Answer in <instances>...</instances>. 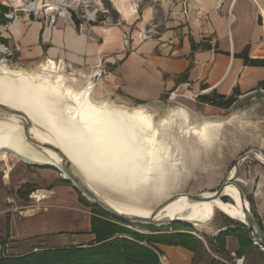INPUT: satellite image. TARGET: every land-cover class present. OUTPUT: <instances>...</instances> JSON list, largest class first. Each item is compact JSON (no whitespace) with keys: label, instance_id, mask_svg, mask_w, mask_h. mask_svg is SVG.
I'll use <instances>...</instances> for the list:
<instances>
[{"label":"crops","instance_id":"1","mask_svg":"<svg viewBox=\"0 0 264 264\" xmlns=\"http://www.w3.org/2000/svg\"><path fill=\"white\" fill-rule=\"evenodd\" d=\"M133 2L137 3L136 7ZM96 4L110 7L123 26L100 21L86 23L79 30L73 11L57 17L53 25L47 26L43 12L35 17L19 9L7 28L0 25V31L10 47L18 46L17 61L29 68L53 61L82 77H92V71L105 67L108 72L98 89L101 95L113 96L124 105L149 108L162 103L170 92L181 95L188 92L197 96L192 99L191 109H200L201 115L218 116L229 108L202 102L198 100L199 95L236 93L231 109L249 95L254 99L258 97L256 90L264 81V66L245 65L235 54L248 46L249 57L264 58V0H96ZM146 28L154 30L149 39L141 36ZM124 32L129 37L127 46L123 41ZM260 97L264 101V95ZM237 115L244 118L243 113ZM237 115L216 122L225 124V143L238 134L243 135L242 126H229L234 124L233 118ZM221 125L213 131V148L218 146L215 137ZM250 149L264 150V147ZM250 178L252 182L255 176ZM257 178L253 199L258 209L254 215L264 231L261 225L264 222V173ZM246 195L249 196L248 192ZM237 227L239 225L225 228L221 224L223 230ZM213 242L217 246L216 239ZM153 245L165 257L162 264H212L211 261L222 264L224 261L216 255L227 257L240 247L237 237L230 232L225 236L223 253H213L207 245L197 253L159 241ZM252 247L248 246L237 256L244 257L243 264H264L262 258H252Z\"/></svg>","mask_w":264,"mask_h":264},{"label":"water","instance_id":"2","mask_svg":"<svg viewBox=\"0 0 264 264\" xmlns=\"http://www.w3.org/2000/svg\"><path fill=\"white\" fill-rule=\"evenodd\" d=\"M49 66L46 61L36 74L22 68H0V153L9 152L30 165L57 170L82 196L124 223L159 226L176 223L218 234L223 228L216 217L221 214L245 227L253 243L264 251V231L237 182L245 162L264 167L260 150L248 149L239 154L216 189L184 190L185 175L192 172L188 167L191 161L196 163L204 148L197 136L176 125L162 129L155 136L152 149L156 155L152 158L150 131L140 130L123 116L138 107L151 113L148 107L126 106L123 110L103 100L105 127H89L73 115L70 106L75 103L63 87L52 75L42 74L43 68ZM153 117L152 114L154 120ZM104 133L106 143L102 140ZM110 136L113 145H109ZM190 136L193 143L187 139ZM67 139L80 155L78 160L65 148L62 141ZM116 143L122 149L135 151L132 157L136 174L116 175L117 165L109 149L112 146L116 151ZM81 160L85 163L81 164ZM204 204H210V211L202 216ZM222 206L238 208L241 217L233 216ZM194 210L199 212L193 214Z\"/></svg>","mask_w":264,"mask_h":264},{"label":"rangeland","instance_id":"3","mask_svg":"<svg viewBox=\"0 0 264 264\" xmlns=\"http://www.w3.org/2000/svg\"><path fill=\"white\" fill-rule=\"evenodd\" d=\"M37 2L38 6H41L40 0ZM79 2L96 4V0H79ZM22 3L23 0H12V3L9 0H0V4L8 6L14 12V17L10 21L22 8L20 5ZM16 52L12 58L0 55V59H3V62L11 69L22 68L29 72H41L45 62L34 68H29L17 61ZM54 69L73 77L77 86L86 87L89 83H94L93 99L107 100L116 105H124L116 101L113 96L101 95L98 89L100 83H97L95 77H82L68 68ZM260 94L264 95L259 93L256 99L252 95L243 98L245 100L231 109L235 104L234 102L229 110L220 112L218 116L201 115L200 109L190 108L193 107L191 96L181 94L172 100L168 98V94L162 103L148 108L153 114L155 122L170 118L174 112L184 109L189 114L190 124L195 126H200L206 122H220L227 118L230 119L231 115L243 113L244 118L241 119L237 115L233 118V120L235 119L234 124H229V126H242L243 135L238 134L234 140L225 143L224 131L226 127H224L225 124H222V128L215 137V140L219 142H217L218 146L203 148L196 163L193 164L191 161V166L188 168L194 172L192 173L190 169L191 174L186 173L185 184L182 189L192 192L216 189L239 154L250 148L264 147V101L260 99ZM125 106L135 107L138 105ZM177 123L174 125L179 128ZM180 129H185V127L180 125ZM191 137H187V139L193 143L194 139L192 140ZM260 151L264 155V150ZM262 173H264V167L247 161L242 165L237 180L244 192L249 194L248 199L253 213L256 211L255 209H258L253 196L256 190L257 177ZM253 175L255 178L251 182L250 176ZM38 191H42L45 198L37 200L34 194ZM93 207L94 204L82 196L57 170L30 165L9 152L3 153V157L0 158V255H19L47 247L95 245L94 235L89 233ZM259 208L261 207L259 206ZM217 218L221 220L225 228L240 225L221 214H218ZM112 221L123 228L142 233L174 228L171 224L159 226L139 222L124 223L117 219H112ZM261 225L263 226L264 222H261ZM198 231L201 238L193 234L190 235L198 239L203 247L207 245L211 252H217V246L213 242L216 234ZM250 253L252 258L264 260V251L257 245L253 244ZM216 256L222 258L224 261H221L222 264H232L238 257L231 254L227 257Z\"/></svg>","mask_w":264,"mask_h":264},{"label":"trees","instance_id":"4","mask_svg":"<svg viewBox=\"0 0 264 264\" xmlns=\"http://www.w3.org/2000/svg\"><path fill=\"white\" fill-rule=\"evenodd\" d=\"M9 1L12 3V0ZM8 10V6L0 4V25L7 21L4 13ZM1 40L6 42L5 38ZM235 56L240 57L245 65L264 66V58L249 57L248 46ZM259 86L264 88V81L260 82ZM236 95L234 93L224 96L210 92L199 95L198 100L229 108L236 101ZM112 219L116 218L94 205L89 233L94 235L95 245L47 247L19 255H0V264H162L158 255L160 251L153 245L154 242L180 245L196 253L202 247L198 239L183 231L189 228L180 224H171L173 230H177L175 232L149 234L123 228ZM229 232L237 237L240 245L236 255L244 253L245 248L253 245L250 232L239 225L235 229H226L216 235L217 252L225 251V236ZM211 263L213 264V261Z\"/></svg>","mask_w":264,"mask_h":264},{"label":"bare ground","instance_id":"5","mask_svg":"<svg viewBox=\"0 0 264 264\" xmlns=\"http://www.w3.org/2000/svg\"><path fill=\"white\" fill-rule=\"evenodd\" d=\"M36 7L38 6V2L33 4ZM51 63V64H50ZM50 66L47 68H43V75L53 76L55 81L58 82L66 92V94L74 101L75 104H72L70 106V109L72 110L73 115H77L80 120H82L83 123L87 124L89 127H105L104 126V111L105 108L102 106L103 103H105L103 100H95L92 98V90H93V84H89L86 87H80L77 86L73 81V77H69L64 75L63 73L55 71L53 68L54 65L50 61ZM0 68H9L5 63L0 62ZM10 69V68H9ZM24 71V70H22ZM45 71V72H44ZM25 73H28L24 71ZM33 74L40 73V72H32ZM184 95L190 96L191 94L186 92ZM110 105L112 107H116L119 109H126L125 105H116L113 102H110ZM106 113V112H105ZM123 113V111H122ZM103 114V115H102ZM121 116V115H120ZM125 117L128 118V120H131L132 125L139 128L142 131H150V137L148 138V143L151 145V148L149 149V153L154 157L156 153L154 152V148L152 149L153 142H155V136L162 130L167 127H170L174 125V123L178 122L177 124L183 125L185 127V131L190 132L197 136L201 144L204 148L211 147L214 144V133L216 127L220 126L221 123L216 122H206L200 126L191 125L189 122V114L186 112V110L181 109L177 112H174L173 115L170 118H166L163 120H160L159 122H155L152 119V114L145 111L144 109L138 107L134 108L133 112L131 113H124ZM102 140L106 143L108 138L106 136V133H104ZM65 148L67 150L72 151V155L76 160L79 159L80 155L74 151L72 148L71 142L67 140L62 141ZM109 145H113L111 136L109 139ZM119 143V142H117ZM116 143V151H113L112 146L109 147V149L112 151L110 152L112 157H114L112 160H114L113 163H115L116 166V175L123 176L126 175H133L136 174V168L134 160L135 158L132 157L135 156V151L131 150L130 148L122 149L119 147V145ZM3 153H0V158L3 157ZM81 158V157H80ZM81 164H84V160L80 161ZM89 165L87 164L84 168L87 170ZM8 171V170H7ZM89 173H92V171H88ZM7 174V173H6ZM34 197L37 200H41L45 198V194L42 191L36 192L34 194ZM224 209H226L229 213H231L233 216L240 218L241 217V211L238 208L235 207H227L222 206ZM175 208V207H174ZM210 211V204H204L201 207L200 213L202 216H205ZM199 211L194 210L193 214L198 213Z\"/></svg>","mask_w":264,"mask_h":264},{"label":"built area","instance_id":"6","mask_svg":"<svg viewBox=\"0 0 264 264\" xmlns=\"http://www.w3.org/2000/svg\"><path fill=\"white\" fill-rule=\"evenodd\" d=\"M37 1L38 0H23V3L20 4L22 6L21 9L31 13L35 17H37L40 12H43V14L45 15V23L47 26L53 25L57 17H64L70 10L73 11L78 21L79 30H82L84 24L86 23H96L100 21H103L109 25H117L120 27L123 26L122 21L118 17L113 16L111 8L106 5H92L87 2H79V0H40L41 6L36 7L33 4H35ZM133 5L136 7L137 3L133 2ZM4 17L7 18V21L5 22V24H3V26L7 28L10 23V19L14 17V12L9 8L8 12L4 13ZM153 35L154 30L152 28H146L141 33L143 39H149ZM1 38H4V34L0 31V55L12 58L15 52L18 50V46L15 45L10 47L6 42H3ZM123 41L126 46L129 44V37L126 32L123 33ZM0 62H3V59H0ZM47 62L50 63V61ZM51 62L57 68L60 67L61 69H66L64 65L56 64L53 61ZM72 72L75 73V71L73 70ZM107 72L108 70L105 67H99L92 71V77L96 78L97 83H101L103 80V76L107 74ZM256 91L264 94L263 87L258 88ZM178 96H180L179 93L170 92L168 98L172 100ZM190 96L192 99H195L197 97L196 95L192 94ZM183 231L189 232L190 234L196 235L197 237L201 238V236L199 235V231L196 228H189V230ZM158 255L162 263L165 257L161 254ZM232 255H235V253H232ZM243 263L244 257L240 256L237 257L232 264Z\"/></svg>","mask_w":264,"mask_h":264}]
</instances>
